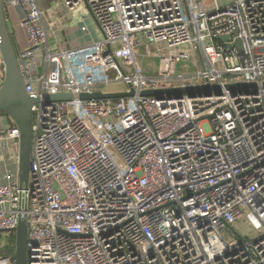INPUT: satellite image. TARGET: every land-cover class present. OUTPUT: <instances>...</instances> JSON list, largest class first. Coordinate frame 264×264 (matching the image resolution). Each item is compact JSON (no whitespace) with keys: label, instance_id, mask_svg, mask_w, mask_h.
<instances>
[{"label":"built area","instance_id":"2783aa9c","mask_svg":"<svg viewBox=\"0 0 264 264\" xmlns=\"http://www.w3.org/2000/svg\"><path fill=\"white\" fill-rule=\"evenodd\" d=\"M52 1L3 0L24 13L26 93L135 95L35 104L23 185L20 131L0 127V264L21 218L27 264H264V0ZM67 17L98 25L86 75L50 45ZM205 85L220 93L141 95Z\"/></svg>","mask_w":264,"mask_h":264},{"label":"water","instance_id":"95a60500","mask_svg":"<svg viewBox=\"0 0 264 264\" xmlns=\"http://www.w3.org/2000/svg\"><path fill=\"white\" fill-rule=\"evenodd\" d=\"M0 53L3 60L5 71V81L0 89V113L9 117L21 134V151H20V183L27 184L30 175L32 141H33V113L32 107L38 103H54L68 101H85L98 99H117L131 97L135 95L132 90L129 93L116 94H59L47 96L44 101L39 98L30 97L25 90L24 81L17 62V56L12 45L8 31L4 2L0 0ZM264 86V84H263ZM256 84L239 83L226 87L229 91L235 90H255ZM220 93L218 86L205 85L194 88L170 89V90H150L141 93L142 96L159 97L161 95H182L192 96L194 94H208L210 92ZM29 223L26 218H21L16 229V251L11 258L13 264H27V237ZM1 234V232H0Z\"/></svg>","mask_w":264,"mask_h":264},{"label":"crops","instance_id":"0c3cea01","mask_svg":"<svg viewBox=\"0 0 264 264\" xmlns=\"http://www.w3.org/2000/svg\"><path fill=\"white\" fill-rule=\"evenodd\" d=\"M53 4L52 0H41L43 8H50ZM64 11V10H62ZM66 11V10H65ZM6 23L12 45L14 47L16 56L28 48L27 33L22 25L24 13L21 9L17 8L11 11L9 14L5 13ZM64 28L61 32L50 33V45L53 50L61 49L71 52L66 57L65 64L69 70H72L75 74L86 75L89 72L91 66L92 55L83 54L80 48L90 44L91 42L99 39L98 25L93 18H88L85 22H81L79 17L71 18L67 17L63 21ZM87 26L89 29L87 34L81 31V27ZM0 67H3V60L0 53ZM38 71H42V67H38ZM12 124V120L0 114V127H7ZM1 154V151H0ZM2 167L0 165V174Z\"/></svg>","mask_w":264,"mask_h":264},{"label":"rangeland","instance_id":"374dc122","mask_svg":"<svg viewBox=\"0 0 264 264\" xmlns=\"http://www.w3.org/2000/svg\"><path fill=\"white\" fill-rule=\"evenodd\" d=\"M225 2V0L222 1V4ZM143 52L141 51V54ZM139 62L141 64H143L144 68H145V72L147 74H154V68L157 66L158 64V60L157 59H143L142 56H140L138 58ZM125 90V85L124 84H111L110 86L107 87V91L109 92H116V91H123ZM1 114V113H0ZM1 238H2V234H0V242H1ZM16 239V237H15ZM1 245H0V255H1Z\"/></svg>","mask_w":264,"mask_h":264}]
</instances>
